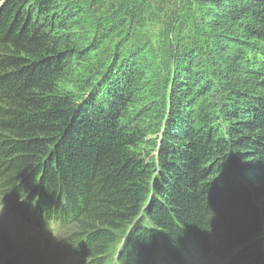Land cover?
I'll list each match as a JSON object with an SVG mask.
<instances>
[{
  "label": "trees",
  "instance_id": "1",
  "mask_svg": "<svg viewBox=\"0 0 264 264\" xmlns=\"http://www.w3.org/2000/svg\"><path fill=\"white\" fill-rule=\"evenodd\" d=\"M191 1L222 61L241 50L228 51L231 33L263 47L264 0ZM112 4L129 13L120 0L0 2V191L17 205L12 225L62 231L84 264H108L114 247L117 264H264V73L239 67L210 81L194 47L174 49L169 115L160 145L146 152L132 114L139 18L136 42L124 51L123 37L122 55L104 60L82 94L60 88L93 51L74 29ZM127 23L110 21L106 39Z\"/></svg>",
  "mask_w": 264,
  "mask_h": 264
},
{
  "label": "rangeland",
  "instance_id": "2",
  "mask_svg": "<svg viewBox=\"0 0 264 264\" xmlns=\"http://www.w3.org/2000/svg\"><path fill=\"white\" fill-rule=\"evenodd\" d=\"M120 1L119 6L129 8L128 14L116 11L112 4V7L103 10L99 18L93 21L94 23L85 24L83 29L70 28V30H75L72 39L76 41L80 37L89 38V46L93 48V51L89 58L87 57L88 59L79 60L68 70L60 83V88L63 91L82 94L86 80L96 78L101 72L98 70L102 62L114 58L117 45L123 37L130 38L128 45H124V51L130 44L136 42L133 36L131 37L135 28L131 21L134 17L139 18L140 24L136 29L144 35L143 39L138 42L143 48L141 52H138V56L136 55L135 61L142 78V89L137 104L132 108V114L137 118V124L141 126V130L146 135V152L160 145L169 115L174 74L172 73V64L176 58L174 49L182 50L194 47L192 56L200 63L204 71V78L210 81L213 79L211 77L213 72L215 76L221 77L224 71L225 73H234L239 67L254 71L255 74L264 73V45H261L263 47H258L256 43L249 45L247 41L239 37L232 39L234 34L231 32L229 39H226L231 46L228 51L234 48H241V50L234 60L229 59L228 63L222 61L219 50L211 41L214 36L208 35L201 29L199 16L203 14L204 10L191 0ZM167 15L170 18L168 22H165ZM122 18L128 22L126 28L118 36L114 35L107 40L109 22H117ZM171 20H175V22L171 23ZM129 24L131 27L128 29ZM171 27L176 32L174 38L173 35L168 37L167 34ZM85 28L90 31L87 32ZM222 36L219 35V38H226L225 34ZM217 38L214 37V39ZM237 38L240 40L238 41ZM121 51H117V53L122 55ZM227 82H229L227 79L223 80L224 88H227ZM129 118L131 120V111ZM3 194L4 192L0 191V264H84L82 259L75 257L74 244L62 236V231L48 228L42 229L41 234L35 232L32 234V232L29 233L30 225L29 229L25 226L19 229L18 226L21 224L14 226L12 221H10V225L9 220L12 218L14 220L13 216L17 205L6 202ZM56 231L57 233H55ZM24 238L35 245L37 255L29 251L31 244L26 243ZM48 238H51V242ZM262 248L264 253V244ZM117 253L118 248L114 247L109 254L108 264H117ZM211 264L231 263L229 258L217 257L213 258Z\"/></svg>",
  "mask_w": 264,
  "mask_h": 264
},
{
  "label": "bare ground",
  "instance_id": "3",
  "mask_svg": "<svg viewBox=\"0 0 264 264\" xmlns=\"http://www.w3.org/2000/svg\"><path fill=\"white\" fill-rule=\"evenodd\" d=\"M11 219V218H10ZM46 220V219H45ZM49 220V219H48ZM9 221H11V220H9ZM26 224H29V223H26ZM44 225V223H42V224H38V223H36L35 225H30L29 227H30V230H29V233L30 232H32V234H34V232L35 233H37V234H41L40 232H41V230H42V226ZM48 225V224H47ZM52 225V224H51ZM28 226V225H27ZM46 226V225H45ZM10 227V226H9ZM47 227H50V226H47ZM28 228V227H27ZM26 228V231L29 229H27ZM50 228H52V227H50ZM10 229V228H9ZM48 229V228H47ZM43 230H45V229H43ZM38 231V232H37ZM28 233V234H29ZM52 233V232H51ZM55 233H57V231L55 232ZM26 236V235H25ZM39 236V235H38ZM57 236V235H56ZM31 237V236H30ZM48 237V236H47ZM25 239V238H24ZM49 239V238H48ZM51 239V238H50ZM49 239V240H50ZM56 239V238H55ZM30 241V240H29ZM42 242V241H41ZM50 242H51V240H50ZM22 243V242H21ZM39 243V242H38ZM44 243V242H43ZM47 243V242H46ZM61 243V242H60ZM60 245V244H59ZM32 250V249H31ZM30 251V250H29ZM31 252H34L36 255H37V252L34 250V251H31ZM65 255V254H64ZM60 262H61V259H60Z\"/></svg>",
  "mask_w": 264,
  "mask_h": 264
},
{
  "label": "water",
  "instance_id": "4",
  "mask_svg": "<svg viewBox=\"0 0 264 264\" xmlns=\"http://www.w3.org/2000/svg\"><path fill=\"white\" fill-rule=\"evenodd\" d=\"M160 175V169L158 168L157 173L155 175V179Z\"/></svg>",
  "mask_w": 264,
  "mask_h": 264
},
{
  "label": "snow or ice",
  "instance_id": "5",
  "mask_svg": "<svg viewBox=\"0 0 264 264\" xmlns=\"http://www.w3.org/2000/svg\"><path fill=\"white\" fill-rule=\"evenodd\" d=\"M0 2H2V0H0Z\"/></svg>",
  "mask_w": 264,
  "mask_h": 264
}]
</instances>
